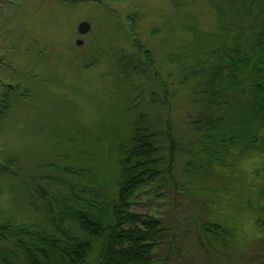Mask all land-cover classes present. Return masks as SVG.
Wrapping results in <instances>:
<instances>
[{"label":"trees","instance_id":"obj_1","mask_svg":"<svg viewBox=\"0 0 264 264\" xmlns=\"http://www.w3.org/2000/svg\"><path fill=\"white\" fill-rule=\"evenodd\" d=\"M170 1L177 10L188 4ZM207 1L213 30L200 29L184 13L167 25L172 35L182 29L189 38L172 37L171 47L160 44L159 51L136 45L131 54L114 52L112 74L117 88L125 86L132 116L128 132L117 135L116 124L114 136L95 135L81 124L57 129L42 152L0 145L6 179L0 196L8 194L7 208H0V264H87L95 247L93 264H153L160 221L131 211L136 195L168 183L195 194L218 168L264 152V0ZM151 31L155 37L156 28ZM161 62L168 65L162 69ZM173 99L188 107L182 121L174 119ZM8 108L0 111L1 121ZM110 164L117 173L111 179L106 172L105 184ZM86 184L115 191L96 202L90 197L101 193ZM78 199L86 204L78 208ZM200 210L190 216L195 228L207 241L219 240L221 225Z\"/></svg>","mask_w":264,"mask_h":264},{"label":"rangeland","instance_id":"obj_2","mask_svg":"<svg viewBox=\"0 0 264 264\" xmlns=\"http://www.w3.org/2000/svg\"><path fill=\"white\" fill-rule=\"evenodd\" d=\"M187 2L177 10L170 0H0V111L10 106L7 120H0V145L22 144L42 152L44 140L60 134L57 129L72 131L81 124L95 135L114 136L111 131L116 124L117 135L128 132L132 116L127 113L125 86L117 88L112 74L114 52L131 54L136 45L159 51L160 44L171 47L172 37L189 38L182 29H175L173 35L168 30V22L184 13L191 14L200 29L213 30L215 13L208 1ZM82 21L90 24L84 35L77 31ZM78 39L81 45L76 44ZM163 65L162 69L168 64ZM23 89L30 91L23 94ZM171 103L174 119L182 121L188 107L179 99ZM9 123H16L15 130ZM106 172L113 179L117 171L111 164L104 170L105 184ZM5 180L0 177V182ZM86 185L101 193L90 197L96 202L107 200L115 191L112 185ZM195 191L168 183L160 190L145 188L136 195L131 211L160 221L153 264L264 263V228L259 226L264 224V152L246 154L232 167L218 168ZM7 199L3 192L2 210L8 206ZM74 202L78 208L86 204L82 199ZM198 210L200 216L221 225L219 240L207 241L195 228L190 216ZM28 215L19 213L21 218ZM68 226L73 230V222ZM97 251L95 247L87 264L94 263Z\"/></svg>","mask_w":264,"mask_h":264},{"label":"water","instance_id":"obj_3","mask_svg":"<svg viewBox=\"0 0 264 264\" xmlns=\"http://www.w3.org/2000/svg\"><path fill=\"white\" fill-rule=\"evenodd\" d=\"M89 29H90V24L88 22H86V21H82V22L79 23L77 31H78V33L80 35H84V34H86L89 31ZM76 44L77 45H81L82 41L80 39H78L76 41Z\"/></svg>","mask_w":264,"mask_h":264}]
</instances>
